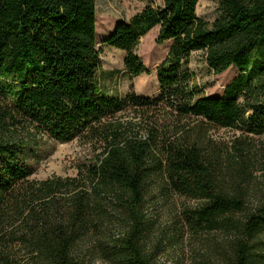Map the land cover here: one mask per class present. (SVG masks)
<instances>
[{"label":"trees","instance_id":"1","mask_svg":"<svg viewBox=\"0 0 264 264\" xmlns=\"http://www.w3.org/2000/svg\"><path fill=\"white\" fill-rule=\"evenodd\" d=\"M159 1L104 39L124 52L131 77L149 73L136 53L141 37L158 26L156 42L172 41L156 69L158 97L130 91L122 98L106 96L98 83L96 0H0V228H11L22 264H77L73 246L93 220L88 185L99 194L115 190L127 212L128 230L113 240L115 259L154 264L142 245L143 186L158 172L175 192L197 200L184 213L196 230L238 232L220 264H264L255 257L264 238V200L235 218L246 209L245 191L234 176L220 179L218 150L188 137L166 143L162 158L151 150L153 137L126 138L116 120L129 107L165 108L179 121H194L198 132L264 133V0H217L221 16L212 22L197 16L199 0ZM195 51L215 74L237 69L227 94L208 97L194 84L188 63ZM36 135L56 142L86 137L100 144L101 157L85 166L81 184L61 177L34 183L29 159Z\"/></svg>","mask_w":264,"mask_h":264},{"label":"rangeland","instance_id":"2","mask_svg":"<svg viewBox=\"0 0 264 264\" xmlns=\"http://www.w3.org/2000/svg\"><path fill=\"white\" fill-rule=\"evenodd\" d=\"M159 0H96V41L101 49V67L97 79L106 96L124 97L130 91L138 96L157 98L159 85L156 69L164 59L172 41L156 42L159 27L155 26L140 38L136 53L149 70L148 74L131 77L124 71V52L104 43L120 22L128 23L145 6H158ZM198 17L212 22L221 16L217 0H199L196 6ZM188 68L193 73V82L208 97L223 96L228 86L237 77L238 71L230 66L215 74L207 65L204 53L191 54ZM124 137H144L151 142V150L162 157L163 147L168 142H185L197 139L208 142L220 152V179L228 182L234 176L245 191L246 209L236 213L243 217L264 200V133L248 134L238 129L210 127L198 132L194 121H179L168 109L157 113L148 109L129 107L117 114ZM154 142L155 144H152ZM157 146V148H156ZM34 156L29 162L34 167L30 180L38 183L55 177L76 178V184L85 181V166L101 157L99 143L86 137H76L68 142H56L47 136L36 135L32 146ZM163 158V157H162ZM80 168L83 173H79ZM92 204V222L75 242L72 255L77 264H122L113 255V240L128 230V215L120 205L115 190L94 193V186L87 187ZM62 198V197H60ZM116 199V200H115ZM143 213L147 230L142 238L143 250L151 255L154 264H220L238 232L233 228L196 230L184 213L197 206V200L175 192L164 181L161 172L152 175L143 186ZM65 202L62 200L61 204ZM99 203V204H98ZM11 228H0V264H22L24 251L13 244ZM2 233V234H1ZM255 248V257H264V238ZM25 261V260H24ZM261 264V263H260Z\"/></svg>","mask_w":264,"mask_h":264}]
</instances>
